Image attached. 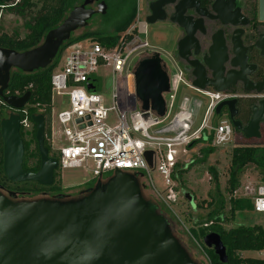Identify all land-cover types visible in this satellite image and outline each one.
I'll return each instance as SVG.
<instances>
[{"label": "water", "instance_id": "water-1", "mask_svg": "<svg viewBox=\"0 0 264 264\" xmlns=\"http://www.w3.org/2000/svg\"><path fill=\"white\" fill-rule=\"evenodd\" d=\"M91 2L83 0L75 5L61 23L48 30L42 41L31 49L16 51L0 47V97L7 106L20 109L30 96L29 91L22 95L3 94L10 69L28 73L49 65L74 31L87 26L93 14L106 12L104 0L99 1L96 8H87ZM259 15L262 19L261 0ZM210 57L209 53L208 59L203 61L211 71L209 78L194 66V87L210 86L214 91H224L239 81L245 91H264V81L252 83L246 79L243 52L233 54L228 61L229 69L223 65L227 60L223 49L216 61ZM134 81L142 109L150 107L158 116H163L162 92L168 91L169 84L158 59L138 60ZM235 103L233 98L222 100L214 113L218 115L221 108L226 107L233 128L239 129L247 139L259 138V124L264 122V97L252 106L245 126L232 119ZM31 120L36 124L38 169L35 172L22 169L20 117L11 112L0 120L2 170L9 181H33L49 186L58 162L44 145L43 115L33 114ZM151 155V151L144 152L149 166L152 165ZM142 188L135 174L115 169L76 197L14 201L0 190V264H199L174 234L170 221L157 204L143 195ZM202 243L213 250L219 262H226L225 247L217 233L205 234Z\"/></svg>", "mask_w": 264, "mask_h": 264}, {"label": "built area", "instance_id": "built-area-1", "mask_svg": "<svg viewBox=\"0 0 264 264\" xmlns=\"http://www.w3.org/2000/svg\"><path fill=\"white\" fill-rule=\"evenodd\" d=\"M18 0H11L15 4ZM262 1V19L264 21V0ZM145 34L144 25L137 16L135 21L121 34L114 46H103L96 42L90 46L70 51L51 74V93L66 100L65 108L55 112L59 124V136L62 144L53 146L50 109V148L57 154L59 172L67 168H82L89 171L93 181L104 180L105 174L120 169L137 176L138 180L168 209L170 205L164 197L173 179L171 175L181 166L182 157L189 144L199 138L206 140L211 135V144L218 146L232 140L233 126L227 119H217L214 113L216 105L232 98L228 90L214 91L199 89L183 77L175 64L167 68L168 91L162 92L165 104L163 116L148 107L144 110L135 94L134 69L130 59L146 46L139 35ZM100 70L111 74L112 88L110 106L104 105L99 95ZM181 87L194 90L207 99L205 118L199 128L187 132L176 128V121L156 128L168 116ZM186 95V94H185ZM190 99L188 96H185ZM260 97H264V94ZM190 100L181 115H190ZM219 115V114H218ZM210 118V119H209ZM209 119V120H208ZM215 124H213V121ZM151 151L152 165L144 156ZM188 163V162H187ZM185 167V166H184ZM158 171L165 186L157 189L150 172ZM254 211L264 213V179L255 185L251 196ZM199 247L203 264H212L206 252ZM264 251V248L261 249ZM251 258V257H250ZM252 262L242 264H264V257L251 258Z\"/></svg>", "mask_w": 264, "mask_h": 264}, {"label": "trees", "instance_id": "trees-1", "mask_svg": "<svg viewBox=\"0 0 264 264\" xmlns=\"http://www.w3.org/2000/svg\"><path fill=\"white\" fill-rule=\"evenodd\" d=\"M82 0H40L41 6L35 7L31 0H18L15 4L12 2L6 3L1 1L0 4L7 5L9 9L19 14L32 13L31 22L27 23L28 33L19 38L14 34L2 33L0 36V47L8 48L16 51H24L31 49L38 45L45 33L54 28L65 18L69 10L75 5H78ZM106 2V0H104ZM78 2V3H77ZM117 12L120 14L119 21L114 25L112 32H101L98 30H86L77 36H70V38L63 42L58 53L52 62L44 68L33 70L32 72H22L18 69L10 72L7 87L4 94L22 95L26 91L30 92L27 105L20 109V119L26 118L32 127L30 129L19 130L20 137L23 142V158L22 169L26 172H34L39 167V154L35 140V124L31 120L32 114H42L45 119L44 127V145L48 149L50 156L58 160L57 154L50 148L47 142V137L50 136L49 120L51 109V74L58 66V60L61 51L71 43L83 39H92L94 42L103 46H114L118 43L121 34L135 21L136 19V5L135 0H117ZM218 116V115H217ZM215 116V118L217 117ZM215 124V120L213 121ZM237 132V134H234ZM240 135H239V134ZM260 136L256 142H250L252 139H247L238 130L233 128V141L237 145L232 147L230 151V165L228 178L226 181L225 192L228 197L225 198L219 189L218 175L214 167H209L208 172L211 175V183L213 191L209 192V199H203L196 203V209L205 205L207 212L204 216H198L197 220L186 229L191 240L204 249L212 264H242L252 262L250 257L242 256L244 251H260L264 248V228L259 225L252 226H232L224 227L225 222L231 221L235 213L244 210H253L251 199L248 196H235L233 193L238 185L237 174L248 164L255 165L261 172V178L264 179V129L261 128ZM239 137H236V136ZM201 142L204 146L200 148V156L191 159L185 167L178 166L173 171L171 178L175 180L178 186H182V175L187 172L194 162L201 163L211 154L215 146L211 144V135H207L206 140L202 138L196 139L189 144V147ZM246 142V143H245ZM245 143V144H244ZM60 172L58 168L54 170L53 183L49 186L38 185L33 181L12 182L9 181L2 170V140L0 136V184L9 185L13 189L31 190L33 195L37 194L41 188H47L53 191H61ZM94 182V181H93ZM93 185V184H89ZM160 211L169 213V209L164 205ZM227 206V214L225 208ZM189 220H192L189 218ZM207 233H217L225 247L226 262L218 261L217 256L211 248H205L201 240Z\"/></svg>", "mask_w": 264, "mask_h": 264}, {"label": "flooded vegetation", "instance_id": "flooded-vegetation-1", "mask_svg": "<svg viewBox=\"0 0 264 264\" xmlns=\"http://www.w3.org/2000/svg\"><path fill=\"white\" fill-rule=\"evenodd\" d=\"M37 1L40 3L39 8L41 2ZM99 1L101 0H92L86 7L96 8ZM82 2L83 0L79 4ZM259 2L260 0H135L136 13L143 22L145 34L153 32L159 39L156 44H149L146 41V46L138 52V60L158 59L166 74L167 68L175 64L181 69L183 77L192 84L194 66L205 78L210 77L211 71L203 62L204 59H208L209 53L214 62L218 59L220 49H223L224 56L227 58L223 65L225 69H229L228 61L233 54L243 52L246 57V68H244L246 79L252 83L262 82L264 81V21L259 15ZM4 6L7 7L0 4V10ZM150 19L152 21H149ZM84 28L87 26L79 29ZM2 33L0 32V36ZM164 59H167L169 64H166ZM12 70L16 68H11L10 72ZM205 88L213 89L210 86ZM227 90L236 100L235 114L232 119L238 121L241 126L247 125L252 114V106L262 98L260 96L264 94V91L261 93L245 91L239 81ZM27 103L28 100L25 105ZM20 109L10 108L0 97V120L11 112L19 115ZM222 110H225L224 114L231 122L226 107H222ZM43 122L45 127L44 117ZM27 123L31 128L32 123L26 118L20 119L19 130L25 129ZM261 128L264 129V122L259 124V132ZM139 183L143 185L140 181ZM90 186L86 185L71 195L47 188H41L37 194L33 195L31 190L13 189L6 184L2 185L0 190L10 199L19 201L36 198H65L66 195L76 197Z\"/></svg>", "mask_w": 264, "mask_h": 264}, {"label": "rangeland", "instance_id": "rangeland-1", "mask_svg": "<svg viewBox=\"0 0 264 264\" xmlns=\"http://www.w3.org/2000/svg\"><path fill=\"white\" fill-rule=\"evenodd\" d=\"M32 2L34 3V6L36 8H38V6L40 5L39 1L37 0H33ZM105 3L106 12L104 14H93L88 21L87 28L74 31L72 33V36H77L86 30L112 32L114 25L119 21L120 18V14L117 12L116 8L117 0H106ZM33 12L30 14L26 12L24 14H19L14 12V10L9 9V7L4 6L0 10V32L14 34L19 38L24 37L28 32L26 24L31 22ZM139 37L142 40L148 41L149 44H156L159 41V39L153 32L140 34ZM93 43L94 41L92 39L87 38L75 41L66 46L60 53L57 65H62L64 57L70 51L86 48ZM137 60L138 55L133 56L130 59L131 64H135ZM164 61L166 62V64H169V61L167 59H164ZM99 73L100 83L98 93L104 98V105L110 106L112 104L110 99L112 88L111 74L108 70H100ZM185 96H188L190 99H187ZM188 100H190L192 110L189 116L184 117L180 112L186 108ZM51 103V127L53 131V146H55L56 148L62 144V139L60 138L58 133L60 127L55 119V112H57L59 109L65 108L66 100L63 97L51 93ZM206 105L207 99L202 94L194 90L181 87L180 94L176 98L170 113L156 128L158 129L160 127H163L175 120L176 123H178L177 125H174L176 128L179 127L180 129H186L187 132H191L201 126L202 121L205 118L204 113ZM224 113L225 110H222L216 118L227 119ZM217 119H215V121ZM29 128L30 124L27 123V127H25V129L27 130ZM234 134H237V132H234ZM236 137L239 136L237 135ZM233 138L234 136L232 137L231 141L215 146L214 151L209 154L204 162H194L190 169L182 175V186H178V183L173 180L169 189L166 190L164 195L170 205V211L169 213L164 210L161 212L172 223L173 232L179 238L182 245L189 251L191 257L199 264H203L201 251L199 250V247L191 240L186 229L193 225L192 223L197 220L198 216H204L207 212L205 205L196 209L195 204L201 202L203 199L208 200L209 192L213 191V185L210 179L211 175L208 172L209 167L215 168L218 175L219 189L225 198L228 197V194L225 192V187L230 165V151L232 147L237 145L236 142L233 141ZM51 139L50 136L47 137V142L49 144ZM250 139H252L250 140V142H256L257 140V138ZM244 141H247V138ZM203 146L204 143L198 142L194 144V146L188 148L185 152V155L181 154V166L184 167L191 159L198 158L200 156L199 150ZM107 175H111V173L105 174L104 177H106ZM150 175L157 189L162 190L165 186L163 176L156 170H152L150 172ZM237 178L238 185L236 186L233 194L235 196H251L255 185L261 179V172L255 165L248 164L239 171V173L237 174ZM59 181L61 191L70 195L75 194L78 189L86 185L94 184L89 171H85L82 168L62 169L59 175ZM142 192L147 199L157 204L158 209H163L162 205L164 204L161 203V201L145 186H143ZM226 209L227 206L225 208V213L227 214ZM189 218H191L192 220H189ZM223 225L225 228L238 225H259L264 228V213L256 212L254 210L238 211L235 213V216L231 221L225 222ZM202 245L204 246L203 243ZM242 256L251 258L264 257V251H244L242 252Z\"/></svg>", "mask_w": 264, "mask_h": 264}]
</instances>
